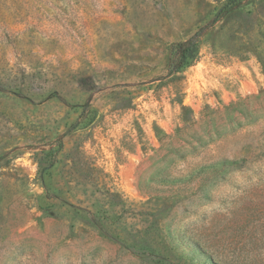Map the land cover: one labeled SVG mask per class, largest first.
Listing matches in <instances>:
<instances>
[{"label": "rangeland", "instance_id": "374dc122", "mask_svg": "<svg viewBox=\"0 0 264 264\" xmlns=\"http://www.w3.org/2000/svg\"><path fill=\"white\" fill-rule=\"evenodd\" d=\"M230 1L0 0V264H264V0Z\"/></svg>", "mask_w": 264, "mask_h": 264}, {"label": "trees", "instance_id": "16d2710c", "mask_svg": "<svg viewBox=\"0 0 264 264\" xmlns=\"http://www.w3.org/2000/svg\"><path fill=\"white\" fill-rule=\"evenodd\" d=\"M238 3V0H231L227 3L226 8H231ZM199 33H196L189 40L178 43L173 46L171 49L173 59L170 64L169 72H179L183 68L190 66L193 61L198 57L197 50V36Z\"/></svg>", "mask_w": 264, "mask_h": 264}]
</instances>
